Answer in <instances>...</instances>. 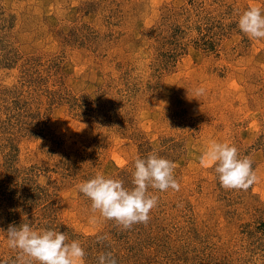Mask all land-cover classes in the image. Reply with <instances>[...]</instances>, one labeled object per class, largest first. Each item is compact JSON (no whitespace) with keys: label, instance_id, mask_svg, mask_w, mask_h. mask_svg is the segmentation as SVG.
Instances as JSON below:
<instances>
[{"label":"rangeland","instance_id":"1","mask_svg":"<svg viewBox=\"0 0 264 264\" xmlns=\"http://www.w3.org/2000/svg\"><path fill=\"white\" fill-rule=\"evenodd\" d=\"M250 6L264 12V0H0V230L26 215L80 241L85 264L108 251L117 264H264V39L238 28ZM213 140L252 160L247 191L201 166ZM152 152L180 190L149 188L148 223L92 213L76 186L99 172L131 187L134 157ZM5 235L0 264L17 255Z\"/></svg>","mask_w":264,"mask_h":264},{"label":"clouds","instance_id":"2","mask_svg":"<svg viewBox=\"0 0 264 264\" xmlns=\"http://www.w3.org/2000/svg\"><path fill=\"white\" fill-rule=\"evenodd\" d=\"M239 30L251 39H264V12L261 7L250 6L238 18ZM205 94L203 87L193 89V97ZM203 167H213L221 187L247 191L258 177L253 170L252 160L238 155V149L229 142L210 141L200 157ZM131 173V187L124 181L97 173L94 178L78 184V193L91 201L92 213L108 221H115L123 229L135 224H147L152 209L157 207L158 195L149 188L166 192L180 190L174 176V162L159 156L156 152L146 157H134ZM25 222L19 226L9 225L4 232L7 247L17 252L15 259L4 264H85L86 252L80 241L68 242L66 233L56 229L35 230L25 215ZM96 215L91 223H97ZM108 237L98 235L97 242L103 243ZM97 264H117L112 252H103L97 257Z\"/></svg>","mask_w":264,"mask_h":264}]
</instances>
